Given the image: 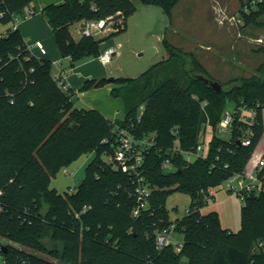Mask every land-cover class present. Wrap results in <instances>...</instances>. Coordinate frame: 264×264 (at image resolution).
<instances>
[{
  "label": "trees",
  "instance_id": "1",
  "mask_svg": "<svg viewBox=\"0 0 264 264\" xmlns=\"http://www.w3.org/2000/svg\"><path fill=\"white\" fill-rule=\"evenodd\" d=\"M35 0H0V24H11L0 39V238L8 243V264H264V251L255 244L264 238V192L247 194L241 228L223 227L216 212L202 207L214 189L243 172L264 135V63L256 73L218 92L204 65L193 54L173 47L165 38L169 58L135 78L89 79L80 92L114 83L111 95L120 98L125 119L111 121L94 108H80L76 91L63 90L54 79L53 61L37 57L14 17L25 19ZM161 6L172 16L182 0H138ZM246 24L258 11H244ZM264 11V1L257 8ZM138 9L134 0H64L41 9L70 67L98 57L101 45L125 30L127 17ZM35 10V9H34ZM37 10H35L36 14ZM122 14V18H113ZM106 20L112 31L102 37L72 34L84 20ZM228 101L238 109L256 111L255 120L234 116L229 139L219 135ZM132 125L138 137L154 135L157 144L146 154L143 174L153 187L150 206L138 217L132 176L110 163L118 145L116 125ZM211 128L207 153L187 161L180 147L196 149ZM250 130L253 135H250ZM251 138L250 145L243 139ZM95 153L85 178L74 191L51 187L57 173L83 154ZM170 158L174 170L166 171ZM176 191L189 193L193 203L182 219L171 221L166 199ZM88 207L85 211L84 208ZM176 225L183 233L175 245L157 247V234ZM12 243V244H11Z\"/></svg>",
  "mask_w": 264,
  "mask_h": 264
},
{
  "label": "rangeland",
  "instance_id": "2",
  "mask_svg": "<svg viewBox=\"0 0 264 264\" xmlns=\"http://www.w3.org/2000/svg\"><path fill=\"white\" fill-rule=\"evenodd\" d=\"M134 1L138 9L127 17L126 29L106 40V45L116 46L118 49L112 63L104 66L97 57H90L76 65L80 67L89 63V69L103 75L95 79L140 76L152 65L171 56V52L165 50V38L173 47L193 53L204 65L207 76L212 81L219 82L223 89L231 87L243 77L255 74L257 68L264 63V11L256 8L258 12L254 21L246 24L241 16V7L242 3L248 0H182L173 8L170 19L161 6L144 5L138 0ZM41 2L42 0L34 1L32 6L37 7V12L21 20L20 31L30 45L37 40L42 41L49 50L50 60H54L53 57L60 56V50L51 26L40 10ZM10 26L11 24H0V33ZM76 26L78 25L72 27V30H75ZM109 84L111 83L100 87L95 102L97 100L99 104L105 105L112 99V102L117 101L120 104V109L125 113L122 101L110 96ZM84 92V95L95 93L92 90ZM76 101L77 106H84L78 99ZM234 107V102L228 101L227 109L232 111ZM219 135L229 139L231 133L223 131ZM204 136L202 142L206 147V154L213 136L212 129L208 128ZM260 142L258 150L262 151L264 135ZM255 151L257 149L252 156ZM94 158L95 153L83 154L68 166V173H65L63 168L52 178L51 187L60 193L77 189L85 178L87 166ZM195 158L196 156H193V160ZM106 159L109 160V157ZM192 203L193 198L187 192L176 191L169 194L166 199L169 219L177 221L185 217ZM243 204L240 196L228 191L225 182L213 190L204 203L202 212L218 213L223 227L237 232L241 228ZM172 240L175 245L183 243V233L174 232ZM0 242L8 243L3 238H0ZM2 263L3 258L0 256V264Z\"/></svg>",
  "mask_w": 264,
  "mask_h": 264
},
{
  "label": "built area",
  "instance_id": "3",
  "mask_svg": "<svg viewBox=\"0 0 264 264\" xmlns=\"http://www.w3.org/2000/svg\"><path fill=\"white\" fill-rule=\"evenodd\" d=\"M264 0L253 1L251 3H246L244 6V11L249 13L252 9L257 8V4L263 2ZM35 14V10L29 9L25 18H28L31 15ZM4 12L0 11V19L3 18ZM21 17H14L12 21V27L18 28L19 23L21 22ZM241 22V20H239ZM80 34L81 36H95L102 37L105 34L112 31L111 27H107L106 20L102 19L99 21H81L80 24ZM8 30L0 33V39L7 34ZM29 45V44H28ZM31 52L33 53L32 48H36L40 55L43 56L47 53L45 44L37 40L34 44L29 45ZM118 49L116 46L104 45L100 54L98 55V60L105 66H108L112 63L114 57L117 55ZM34 54V53H33ZM36 55V54H35ZM39 57L38 55H36ZM67 59L71 60V57ZM56 71H53V76L58 86L63 90H68L67 76L69 70L62 67L60 61L53 62ZM256 111L254 109H246V106H241L240 108L234 107L231 111L226 110L219 126V133L223 131L230 132V129L233 124L234 116L239 115L244 119L254 121L256 117ZM132 125L125 126L118 124L114 128V134L117 136L118 145L114 153L109 157V162L118 166L124 172L129 173L132 176L134 188V196L137 201V205L133 210V216L138 217L142 211L146 210L150 206V198L152 196L153 187L147 181L145 175L143 174V167L145 163L146 154L150 151L151 148L155 147L157 140L154 135L146 137H138L132 130ZM250 135H253V132L250 130ZM205 141V138H204ZM244 145L251 144V138L248 136L243 139ZM205 146L202 142L197 145L196 149L185 151L180 147L175 146L172 148V153H178L179 151L183 152L186 156L187 161H193V156L201 157L204 156ZM208 149V147H207ZM251 164V165H250ZM175 166L173 165L170 158H167L164 163L165 170H174ZM65 173H68V167L64 169ZM228 191L235 193L240 196L242 199L247 194H256L259 195L264 192V155L254 159L252 156L248 162L246 169L241 172L231 176L227 180ZM74 191V190H71ZM88 207L84 208V211ZM189 212V209L187 210ZM176 231V225L173 224L170 228L164 229L163 231L158 232L157 234V247L159 250L175 245L172 240V234ZM3 244L0 242V256L3 258L2 264H8L3 257ZM176 250L180 251L183 247V243L175 245ZM256 251H264V238L258 240L255 244Z\"/></svg>",
  "mask_w": 264,
  "mask_h": 264
},
{
  "label": "crops",
  "instance_id": "4",
  "mask_svg": "<svg viewBox=\"0 0 264 264\" xmlns=\"http://www.w3.org/2000/svg\"><path fill=\"white\" fill-rule=\"evenodd\" d=\"M63 1L64 0H46V2H45V0L44 1L42 0V2L40 4L41 5L40 10L43 7H45V6L49 5V4H58V3H62ZM32 8L37 10L36 6H32ZM20 23H19L18 28L21 30ZM80 24H81V22H77L76 24H74L72 26V27H74L75 25H78V26H76L75 30H72V27H71L72 34L77 39H79L81 37L80 31H79L80 30L79 29L80 28ZM105 45H106V43H105ZM32 49H33L32 50L33 53L38 55L39 57H46L48 59H51V57L49 56V50L47 48H46L47 49V53L45 55H43V56L40 55L39 51L36 48H32ZM53 59H54V60H52L53 62L60 61L61 64H62V67L69 70L68 76H67V84H68V87H70V88H72V89H74L76 91V94L73 97L76 106H77L76 99H78V101L81 103V105H84V106H82L80 108L85 107V108L97 109L101 113H103L111 121H121V120L125 119V113L120 109V104L117 101L112 102V99H109L107 101V104H105V105L99 104L97 100L95 102L94 99L97 97V92H98V90L101 89L100 87L90 89V90H92V92L93 91L95 92L94 94L91 93L92 95H84L85 92H80L79 91V88L81 87V85L84 82H86L87 80L95 79V78L103 76L102 74H97V72H95V70L89 69V67H88L89 63H85L84 65L82 64V66L80 65V67L79 66L70 67V60L67 59V58H63L61 53H60L59 57L55 56V57H53ZM84 70H87V71L85 72ZM54 71H56L55 67H54ZM108 86L110 88V96L112 98H115V97H113L111 95L112 88L115 86V84L111 83ZM106 96H107V93H106ZM115 99H120V98H115ZM123 106H124V104H123ZM204 138H205V136H204ZM260 144H261V142H260ZM259 145L256 148L257 151H255V153L253 155L255 160L257 159V157H259L261 155H264V149L262 151L258 150Z\"/></svg>",
  "mask_w": 264,
  "mask_h": 264
},
{
  "label": "water",
  "instance_id": "5",
  "mask_svg": "<svg viewBox=\"0 0 264 264\" xmlns=\"http://www.w3.org/2000/svg\"><path fill=\"white\" fill-rule=\"evenodd\" d=\"M122 18V14L117 15L116 17L113 18L114 21L119 20ZM104 47V44L101 45V48ZM170 57V56H169ZM201 78L205 79L206 83L210 84L213 88H215L218 92L222 91V85L219 82L212 81L209 79H206L204 76H201ZM115 78H110V81H114ZM3 251L6 252L7 248L3 246Z\"/></svg>",
  "mask_w": 264,
  "mask_h": 264
}]
</instances>
